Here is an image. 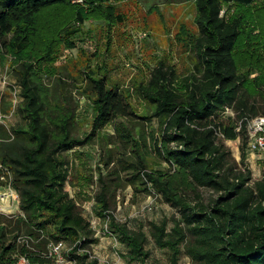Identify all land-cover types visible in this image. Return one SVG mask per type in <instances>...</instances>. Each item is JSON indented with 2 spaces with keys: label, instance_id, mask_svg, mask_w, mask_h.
<instances>
[{
  "label": "trees",
  "instance_id": "1",
  "mask_svg": "<svg viewBox=\"0 0 264 264\" xmlns=\"http://www.w3.org/2000/svg\"><path fill=\"white\" fill-rule=\"evenodd\" d=\"M193 1L197 32L180 35H193L189 43L198 59L195 69L180 76L173 65L160 60L149 79L135 87L146 101L143 115L130 101L129 89L110 85L105 76L88 75V87L94 91V116L91 131L80 136L77 113L49 97L34 63L42 66L47 59L52 63L60 44L75 47L72 34L77 28L71 23L41 40L50 56L46 52L22 63L19 80L24 98L19 111L24 123L13 127L11 133H0V157L2 165L15 174L20 208L35 230L49 234V240L73 243L85 237L84 247L96 241L90 220L66 189L72 166L67 153L92 142L98 131L111 124L131 151V158L120 157L123 169L128 170L129 184L138 191L156 190L181 213L170 228L167 219L152 221L150 227L156 244L172 251L171 264H181L182 246L193 264H264V175L251 184V170L235 166L224 142L242 137L247 145V119L264 115V108L261 112L251 100L258 94L264 97L259 93L264 86L260 71L264 70V7L255 6L261 0ZM68 2L71 0H0V54L4 48L22 54L31 41L35 17L49 6ZM231 5L237 10L226 8L224 14L225 7ZM253 8L255 13L248 10ZM85 14L83 8L77 9L74 20L83 23ZM251 22L260 30L258 34L253 33ZM10 34L14 36L8 42ZM243 47L246 58L239 60ZM255 70L260 74L250 78ZM227 108H233L237 117H223ZM154 119L157 126L152 125ZM130 120L135 123L128 124ZM242 154L244 161L247 153ZM155 158L167 168L151 167ZM111 161L109 155L105 164L109 166ZM103 175H99L102 184L96 195L97 213L126 244L129 259L146 264L150 257L148 235L142 228L133 229L119 221L111 212L112 187ZM203 187L217 193L210 203L198 192ZM29 252L23 243L7 242L0 225V264H15L23 254L41 259ZM13 254L17 257H11ZM90 255L87 251L75 254L79 264H99Z\"/></svg>",
  "mask_w": 264,
  "mask_h": 264
},
{
  "label": "rangeland",
  "instance_id": "2",
  "mask_svg": "<svg viewBox=\"0 0 264 264\" xmlns=\"http://www.w3.org/2000/svg\"><path fill=\"white\" fill-rule=\"evenodd\" d=\"M87 1L71 0L45 8L31 22V41L22 54L3 49V54H0V133H11L13 127L24 123L19 111L24 98L19 80V74L24 69L21 67L22 63L26 58L33 59L46 52L50 56L51 51L46 50L41 40L56 35V30L63 24L71 23V27L77 28L72 34L75 47L66 48L60 44L52 63L49 64L47 59L41 62L44 63L42 66L37 62L34 64L39 71L37 76H40L48 89L49 97L68 105L77 113L76 128L80 136L91 131L94 116V91L88 87V75L105 76L110 85H118L123 90L129 89L132 95L130 101L137 113L143 115L147 111L146 101L137 94L135 87L149 79L160 60L173 65L180 76L195 69L198 59L195 51L190 50L189 43L193 35H180L183 32H197L196 6L193 0H96L94 4ZM262 3L264 4V0L258 1L255 6L264 7ZM79 8L87 13L83 23L74 20ZM226 8L230 11L237 10L235 5H231L225 7L224 14L227 12ZM248 10L256 12L255 8ZM251 25L253 33L258 34L260 30L252 22ZM13 36L14 34H10L6 40L9 42ZM240 49L243 51L238 55L239 60L246 58L244 47ZM20 57L23 58L22 61L18 59ZM260 71L264 73V70ZM260 71L255 70L250 78L259 75ZM259 93L264 94L263 85L259 88ZM251 100L263 112L264 97L258 94ZM229 116L236 118L237 112L233 108H227L223 117ZM136 120L143 124L141 119ZM132 123L135 121H128V124ZM152 123L154 126L158 125L156 119ZM115 134L114 126L110 124L98 131L92 142L75 147L67 153L72 166L66 189L77 201L83 215L96 225V228L93 226L96 241L87 247L91 252L90 256L97 258L99 264H140L129 259L126 244L120 242L111 232L107 220L97 213L96 195L102 184L99 175L104 174L103 177L112 187L111 212L119 221L127 223L133 229L142 228L148 235L146 247L150 257L146 264H171L172 251L156 244L150 227L152 221L167 219L170 228L174 217L180 218L181 213L165 202L156 190L138 191L134 185L129 184L127 177L130 176L128 170L123 169L120 157L131 158V151ZM11 140L12 138L7 142ZM224 142L231 151L235 166L251 170V184L263 177L264 150L252 151L248 143L244 145L242 137ZM243 151L247 153L244 161ZM109 155L112 161L107 166L105 162ZM151 167L164 170L167 164L155 158L151 160ZM117 174L120 175L119 179L115 178ZM198 192L207 203L217 196L215 191L206 187L199 188ZM5 193L17 194V199L14 201L12 198L10 204L0 199V225L6 231L7 242L19 245L22 243L20 238L25 237L33 247L36 248L35 245L39 244L45 250L43 241H48L49 234L35 230L20 208L21 198L15 174L11 168L2 165L0 157V197ZM190 194L192 199L194 195ZM48 229L54 232L51 227ZM11 257H17V254ZM179 261L181 264H193L183 246Z\"/></svg>",
  "mask_w": 264,
  "mask_h": 264
},
{
  "label": "built area",
  "instance_id": "3",
  "mask_svg": "<svg viewBox=\"0 0 264 264\" xmlns=\"http://www.w3.org/2000/svg\"><path fill=\"white\" fill-rule=\"evenodd\" d=\"M246 126L250 149L252 151L264 150V115L248 118ZM12 198L15 201L17 194L12 193L10 195L5 193L0 197L4 201L8 200L9 204ZM91 226L93 229L94 227L96 228V225H93V223H91ZM83 240H85V237L78 238L73 243L65 239H48L46 249L41 250L30 245L29 240L25 237L20 238V241L30 249V252L32 251L34 255H37L43 260H34L29 254H23L18 257L15 264H79L75 254H80L85 251L91 253L87 247L82 245Z\"/></svg>",
  "mask_w": 264,
  "mask_h": 264
},
{
  "label": "bare ground",
  "instance_id": "4",
  "mask_svg": "<svg viewBox=\"0 0 264 264\" xmlns=\"http://www.w3.org/2000/svg\"><path fill=\"white\" fill-rule=\"evenodd\" d=\"M7 199V198H6ZM6 202H8V200H5Z\"/></svg>",
  "mask_w": 264,
  "mask_h": 264
}]
</instances>
